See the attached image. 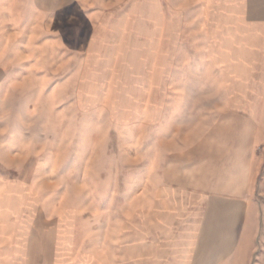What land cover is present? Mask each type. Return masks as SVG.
Masks as SVG:
<instances>
[{
	"label": "rangeland",
	"instance_id": "1",
	"mask_svg": "<svg viewBox=\"0 0 264 264\" xmlns=\"http://www.w3.org/2000/svg\"><path fill=\"white\" fill-rule=\"evenodd\" d=\"M33 1L42 10L30 9L29 0H0L2 23L16 24L18 44L34 56L27 66L39 69L49 88L25 122L48 167L37 171L39 194L48 196L24 206L34 230L27 263L76 261L79 244L56 249L63 208L74 212L76 204L96 253L112 264H135L138 248L160 243L156 167L176 160L187 111L211 112L221 93L205 87L217 76L206 65L200 0ZM30 77L33 86L41 83V75ZM58 83L60 97L44 98ZM170 105L177 110L172 122L164 117ZM202 158L216 172L218 156ZM27 192L37 194L34 187ZM0 197V211L8 212L11 198Z\"/></svg>",
	"mask_w": 264,
	"mask_h": 264
},
{
	"label": "crops",
	"instance_id": "2",
	"mask_svg": "<svg viewBox=\"0 0 264 264\" xmlns=\"http://www.w3.org/2000/svg\"><path fill=\"white\" fill-rule=\"evenodd\" d=\"M200 4L206 65L217 76L213 87L202 85L221 93L211 112L208 105L195 115L187 111L176 160L156 167L152 188L160 243L138 248L135 264H264V0ZM1 5L0 194L11 200L8 212L0 211V264H28L34 230L24 206L29 199L48 196L39 194L44 182L41 174L37 177L48 167L40 146L24 130L27 116L40 108L42 92L49 88L42 72L27 66L34 56L18 44L16 24L11 29L2 23ZM28 5L42 10L33 0ZM33 74L41 75L36 86ZM60 89L58 83L44 98H59ZM176 115L170 105L164 117L172 122ZM154 120L161 122L160 116ZM203 155L218 156L216 172L209 171ZM32 187L37 194H27ZM75 207L74 212L63 208L56 249L69 251L79 244L71 264H112L111 257L103 259L93 249L89 222L87 235L82 233L86 227L81 229V210ZM128 255L122 251L121 261Z\"/></svg>",
	"mask_w": 264,
	"mask_h": 264
}]
</instances>
